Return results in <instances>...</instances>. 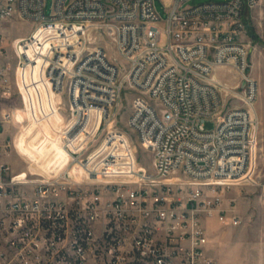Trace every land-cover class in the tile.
I'll use <instances>...</instances> for the list:
<instances>
[{
	"label": "built area",
	"instance_id": "built-area-1",
	"mask_svg": "<svg viewBox=\"0 0 264 264\" xmlns=\"http://www.w3.org/2000/svg\"><path fill=\"white\" fill-rule=\"evenodd\" d=\"M187 1L173 0L162 20L154 0H52L49 16L44 0H0V27L19 18L62 40L97 33L118 56L110 59L102 46L79 55L73 45L40 50L43 78L65 93L75 115L62 133L68 158L53 175L0 164V264H216L205 223L215 216L239 224L221 192L244 184L259 127L247 30L260 0ZM218 67L237 73L234 85L212 79ZM127 88L136 92L127 124L151 153V171L122 134L111 129L95 143L105 127L86 129L85 112L111 122ZM229 100L239 105L225 108ZM13 120L3 111L0 127ZM10 147L20 156L14 139L0 152Z\"/></svg>",
	"mask_w": 264,
	"mask_h": 264
},
{
	"label": "rangeland",
	"instance_id": "rangeland-1",
	"mask_svg": "<svg viewBox=\"0 0 264 264\" xmlns=\"http://www.w3.org/2000/svg\"><path fill=\"white\" fill-rule=\"evenodd\" d=\"M224 1L227 0H188L183 5L197 6ZM44 4L45 15L49 16L52 0H44ZM172 4L173 0H154L156 11L162 20L166 18V11ZM260 13H264V0H260V5L253 10L247 30L248 39L253 46L249 56L248 74L257 85L253 110L258 117L259 127L251 158V170L245 176L244 184L232 185L221 192L222 207L236 215L239 224L234 227L220 224L215 216L209 217L205 223L209 239L208 255L216 264H264V39L259 37ZM34 28L33 22L19 18L3 22L0 27V72L4 73L0 76V113L13 111L15 123H10L9 130L3 134L4 138L0 136L3 140L0 142V149L6 142L14 139L21 157L12 147L1 150L0 156L8 155L7 159L13 172L53 175L65 165L67 156L61 147L62 133L72 124L75 115L70 117L65 93H54L43 78L45 59L41 57L40 50L46 53L49 44L54 43L66 52L67 45H73V51L79 55L83 47L92 49L102 46L110 59L118 56L112 41L97 33H91L87 38L73 36L69 40H62L48 36L49 30ZM52 28L55 30V26ZM32 31L33 44L29 43V47L25 49L21 44ZM23 54L32 62L24 61ZM233 72L236 78L230 72L219 70H213L211 75L231 83L232 80L236 82L238 79L237 73L234 70ZM135 95L136 92L125 89L117 115L110 119L109 129L105 127V130L99 133L95 143L104 138L106 131L113 129L123 135L120 136V142L124 146L131 144L140 166L146 171H151V153L139 145L127 124ZM235 105H239L238 101L229 100L225 108ZM85 114L88 132H98L102 124L100 115L93 111ZM205 128L213 129V122L207 121Z\"/></svg>",
	"mask_w": 264,
	"mask_h": 264
},
{
	"label": "crops",
	"instance_id": "crops-1",
	"mask_svg": "<svg viewBox=\"0 0 264 264\" xmlns=\"http://www.w3.org/2000/svg\"><path fill=\"white\" fill-rule=\"evenodd\" d=\"M226 71V72H230L232 75H233V77H235L236 78V74L233 72V70L232 69H230V68H222V67H218V68H215L214 69V71ZM216 82H218V83H220V84H226V85H228V86H232V85H234V83H235V80L233 81H231V83H227V82H223V81H221V80H219L215 75H214V78H213ZM255 110H257V108L255 109ZM258 111V110H257ZM3 112V111H2ZM1 114L2 113H0V119H1ZM10 123H14V120L13 121H11V122H9V123H7V124H3L1 127H0V131L2 130V133H0V136L1 137H3L4 138V132H6V131H8L9 130V128H10ZM15 124V123H14ZM11 128H12V126H11ZM3 142V140H2V138H0V142ZM14 156V155H13ZM7 157H8V155H6V156H0V164H8L9 166H11V164H10V161L7 159ZM12 167V166H11ZM207 229V228H206ZM207 234H208V232H207Z\"/></svg>",
	"mask_w": 264,
	"mask_h": 264
},
{
	"label": "bare ground",
	"instance_id": "bare-ground-1",
	"mask_svg": "<svg viewBox=\"0 0 264 264\" xmlns=\"http://www.w3.org/2000/svg\"><path fill=\"white\" fill-rule=\"evenodd\" d=\"M213 78H214V76H212V79H213ZM88 111H89V112L93 111V112H95V113H97V114L100 115V119H101L102 124H101V127L99 128L98 131H100V130L103 129L104 127H107V128L109 129V124H110L111 122H108V121L105 122L101 112H99V111H97V110H87L86 112H88ZM72 117H73V116H72ZM65 156H67V154H65ZM67 158H68V156H67ZM67 158H66V161H67ZM61 159H62V161H65L64 158H61ZM63 168H64V166H63ZM63 168L57 170L56 174H58L59 172L63 171Z\"/></svg>",
	"mask_w": 264,
	"mask_h": 264
}]
</instances>
